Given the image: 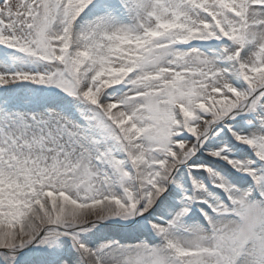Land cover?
<instances>
[{
  "label": "snow or ice",
  "instance_id": "1",
  "mask_svg": "<svg viewBox=\"0 0 264 264\" xmlns=\"http://www.w3.org/2000/svg\"><path fill=\"white\" fill-rule=\"evenodd\" d=\"M0 264H264V0H0Z\"/></svg>",
  "mask_w": 264,
  "mask_h": 264
}]
</instances>
